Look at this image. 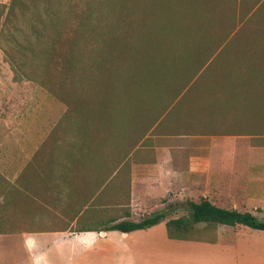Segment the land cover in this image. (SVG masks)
<instances>
[{
  "label": "trees",
  "instance_id": "1",
  "mask_svg": "<svg viewBox=\"0 0 264 264\" xmlns=\"http://www.w3.org/2000/svg\"><path fill=\"white\" fill-rule=\"evenodd\" d=\"M208 1L9 0L1 5L2 51L13 80H32L65 104L71 127L109 128L119 142L111 147L114 154L109 151L113 167L80 197L71 187L73 174L82 167L91 170L95 147L90 152L78 141L68 142L64 159L57 160L54 151L59 146L43 145L45 151L35 153L44 161L36 176L39 191L30 187L28 193L22 170L13 183L0 178V232L28 228L6 223L26 221L28 208L37 216L50 210L49 199L63 202L56 209L66 219L48 230L131 232L163 220L164 210L135 220L103 219L92 209L110 204L97 203L100 194L127 164L129 154L145 142V134L170 120L188 130L175 135H247L252 146L264 145L253 142L264 141V39H244L242 34L259 10L264 11V3L255 1L251 10L243 11L241 0H227L221 19ZM259 27L258 33H264V18ZM206 73V85L196 81ZM193 92L200 96L203 112L207 102V121L197 131L187 116ZM179 114L184 116L177 118ZM185 202L186 217L164 220L169 239H190L199 222L264 231V216L203 197Z\"/></svg>",
  "mask_w": 264,
  "mask_h": 264
},
{
  "label": "rangeland",
  "instance_id": "2",
  "mask_svg": "<svg viewBox=\"0 0 264 264\" xmlns=\"http://www.w3.org/2000/svg\"><path fill=\"white\" fill-rule=\"evenodd\" d=\"M110 1L118 2L119 0ZM226 1L227 0H209L207 4L208 7H213L217 17L225 19L223 12L228 5H226ZM255 1L259 0H241L242 10H251L255 5ZM8 3L9 0H0V8L1 5H7ZM263 3L264 0L261 1L259 6ZM254 17L255 19L248 26L247 31H244L242 34L244 35V39L248 38L249 40H253V38L256 37L258 41H262L264 39V33H258V29L260 28L259 26L263 24L264 11L259 10ZM2 19L3 15L0 16V30ZM226 30L227 25L224 24L220 31L224 32ZM1 33L0 31V178L5 179L8 183H13L15 177L22 170L24 175L28 177V181H30L31 184L34 183V186H31L33 192L39 191L38 186L40 185L36 176L39 168L43 167L44 161L39 154H35L37 150L45 151L43 145H57L60 149L54 151L55 158L57 160H63V151L66 144L71 141H78V143L80 142L84 146L90 147V152L94 151L95 147L96 154L98 153L97 159L94 160L91 170L82 167L78 168L73 174L74 177L71 187L74 188L77 194L78 192L80 193V197V195L88 191L89 186H91L94 181L95 183L98 182L104 174L109 172L110 167H113L114 158L109 154V151L114 154V149L111 147H114L115 143L119 142V139L114 137L113 132L111 133V129L109 128L101 129L94 125H86L81 131L71 127L68 123L69 117L65 104L58 101L53 95L32 80H13L12 71L5 61L2 51V47L5 45V37L3 36L4 33ZM258 34H261V36H258ZM197 77H195L197 78V82L201 81L203 85L207 84V73ZM197 95V92L191 94V109L187 114L189 118L193 119L191 128L195 131L200 128L201 124L203 125V123L207 121V102L205 103L206 110L203 112L201 110L203 102L200 96ZM181 116L184 115L179 114L177 118ZM185 131L187 132L188 130L183 124L177 123L175 125L174 120H170L165 126L147 132L145 134V137H147L145 142L134 151L142 152L144 150V156L148 157L152 153V150L149 152L146 149L148 146L180 143L183 145V148L175 151L174 153L176 155L181 154L185 157L192 153H204L207 150V134H174L183 133ZM232 137L237 139L238 148L242 146V153L245 159L248 161L254 160V163L257 164L251 167L252 172H254L253 175L258 178V180H252L251 193L253 197L250 200L230 198L226 191L220 195H212L209 193L207 196L212 203L218 206L233 208L232 205L234 204V209L250 211L257 217H262L264 216V145L254 146L260 149L258 152H255L256 149H252L253 146L251 145L252 139L250 141L247 135H234L231 136V139H233ZM127 139L124 138L123 141L125 142ZM253 139V142L264 143V141H259L258 138ZM49 142L53 144H48ZM134 151L130 153L132 156ZM131 155L127 158V164L121 167L118 174L113 177L112 181L106 187V190H104L97 199V203L110 204L102 206L96 205V207L92 209V214L96 217L100 216L103 219L126 216L123 218L137 220L147 215V211H150V214H152L156 211L164 210L165 217L163 220L172 217H186L188 212L185 208V200H197V198L191 194H184L181 198L175 199L171 198L170 192L168 191L165 192L163 196L149 202L143 200L139 188L136 187L134 189V200H131ZM87 157H89V155H87ZM25 166L26 169H23ZM55 168L57 172L54 171V174L58 173V167ZM136 171H139V169ZM178 189L180 192L183 190L181 188ZM45 202L47 203V200ZM62 205V201L53 202L49 199L48 206L50 210L38 212L39 214L36 216V220H34L35 224L30 226L37 228H53L61 225L64 219H66V216L60 214L56 208L62 207ZM157 205H159V207L157 209L154 208ZM132 207L134 209L133 211L130 210ZM125 211L128 212V215H125ZM35 215L37 214L35 213ZM204 224L205 223L202 222L194 224L190 237L197 238L202 236L205 230ZM30 226L26 225V227ZM235 227H237V229H243L240 233L244 234L247 239L264 241V231L243 226ZM31 239H33V242L30 249H35L37 251H43L45 245L46 249L53 250L54 246L59 243L57 237L45 234H36ZM69 247L70 245L68 243H66L64 247L62 245V249L65 251H68ZM21 248L27 250L29 249V245L25 242L24 245H19L18 249L21 250ZM114 259L115 256L110 253L96 254L94 252H88L84 253L81 257H73L72 260L76 261V264H113ZM188 259L191 262H197L200 258L192 256ZM176 260H178L175 261L176 264H185L186 262L184 260H187V258L181 257L180 259V257H176Z\"/></svg>",
  "mask_w": 264,
  "mask_h": 264
},
{
  "label": "crops",
  "instance_id": "3",
  "mask_svg": "<svg viewBox=\"0 0 264 264\" xmlns=\"http://www.w3.org/2000/svg\"><path fill=\"white\" fill-rule=\"evenodd\" d=\"M231 136L234 135H207V150L185 157L174 153L183 148L180 143L148 146L146 149L152 150L148 157L144 156V150L134 151L133 156L129 154L132 156L131 200H134L136 187L143 200L149 202L168 191L175 199L191 194L197 199L210 200L207 194L220 195L226 191L230 198L250 200L253 197L252 180H258L251 170L255 163L245 159L242 146L238 148L237 139H231ZM252 149H256L255 152L260 150L254 146ZM31 186L34 183L29 181L28 193ZM178 188L183 190L180 192ZM130 210L133 211V207ZM36 216L34 208H28L26 221L13 218L6 224L34 225ZM163 223L161 220L146 229L131 232L102 229L70 231L69 228L34 231L32 226L19 231L0 232V264H76L73 257H81L88 252L110 253L115 256L113 264H176V257L187 258L185 264H264V241L247 239L240 233L243 229L220 224L207 227L204 224L202 236L174 240L166 237ZM36 234L57 237L59 243L53 250L46 249V245L43 251L32 250L31 238ZM25 242L29 249H18ZM66 243L70 245L68 251L62 249ZM192 256L199 257V261L191 262L188 258Z\"/></svg>",
  "mask_w": 264,
  "mask_h": 264
}]
</instances>
